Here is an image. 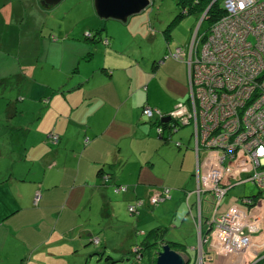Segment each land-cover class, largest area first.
<instances>
[{
    "label": "rangeland",
    "instance_id": "obj_1",
    "mask_svg": "<svg viewBox=\"0 0 264 264\" xmlns=\"http://www.w3.org/2000/svg\"><path fill=\"white\" fill-rule=\"evenodd\" d=\"M22 1L25 3L26 7L24 8L26 11L25 9L20 10V8L16 10L12 9L11 13H9L11 15L10 19H6L4 12L7 13L10 10L9 3L0 15V150L3 154L1 156L3 159L8 158L4 156V153H8L10 148H14L16 152H20L21 149L17 145L18 142L21 143L25 138L29 137L31 130L29 128L27 132H24L25 136H21V133L18 132V138L15 137V128L19 126L17 122L19 118L17 116L25 113L31 115L30 113L32 112L38 118L42 109L46 107V105L42 104V102L46 101V98L40 102L38 100L39 97L38 99L35 98L34 91L30 94V89L27 90L30 88L27 79L29 78V74H27L29 70L25 66L27 64L35 66L36 72L33 78H37V82L41 85L42 89L49 83L59 85L61 81V73L57 71L60 67V48L51 51L52 56L49 58V62L47 61L44 64L48 68L44 67V73L40 76L38 75L43 65L40 61H45V56L47 55V53H44L39 58L42 49L40 48L38 39L39 35L46 37L47 40H51L52 42L61 39L62 2L56 6L40 9V6L36 4L38 0ZM63 1L73 2L78 0ZM32 2H35V5L31 4ZM176 2V0H150L149 6L142 13L131 18L134 22H131L121 32L124 38L126 33H128L127 29L133 32L137 36L136 40L142 41V46L141 44L137 46L141 47L140 51L144 55L147 66L151 67L152 64L156 63L155 69H160V81L156 85L153 83L156 90L154 94L148 93V98L151 101H160L162 106H170V110L176 107L177 102L186 103L188 101V84L187 81H185V84L182 81H176L180 71L175 72V67L172 66L170 61H167L169 59L173 61V58L166 57L163 53L167 55V51H172L177 46L186 48L197 31L199 34H203L207 29L205 21L200 25L202 14H190L178 18L177 15L181 10ZM84 8L85 6H81L76 13L85 14ZM73 16H69V18H73ZM42 24H48L47 31L46 27H43ZM148 25L151 27L149 33L147 32ZM89 29L98 30L99 27ZM29 44L34 45L32 48L34 52L33 57L29 55V52L25 53L26 47L24 46ZM157 54H159V57L154 62L149 59ZM188 55L189 51L185 56ZM161 61L163 65H161ZM179 65L183 66L182 68L184 69L186 68L187 74L186 62H179ZM169 112L167 111V113ZM10 117H13V119ZM36 118L33 119V124ZM145 122L146 134L151 132V138L156 139L154 126L151 128L150 120H146ZM191 134L192 127L185 126L176 134H173L174 140L172 143L160 141V145L163 146L161 149L170 155V158L176 152L175 150L178 149L177 144H180L181 148L178 160H173L171 168L167 166L169 162L164 157L157 156L153 169L156 174L155 185L147 187L152 192L154 189L158 191V186L170 189L166 196V203H159L156 206L153 202L150 208L147 207L148 196L151 194L148 195L147 193L146 195L143 187L140 188L141 191L138 190V199H141L137 209L138 215L130 214L127 208L128 203L131 201L122 197L121 199H117V196L113 195L114 218L111 223L105 221V218L108 217L102 216L103 218H101L99 216L100 202L94 201L92 204L87 205L88 203L79 202L80 196L78 195L71 196L70 201L66 200L68 196L62 200L61 181L57 182L56 185H52L48 181H43V177H41L40 181L43 184L39 185V187L42 186L41 191L46 193L44 199L40 202L39 195H36L34 198L36 203L33 202L35 207H31L30 203H27V207L22 210L23 213L6 225L7 229L2 230L0 228V264H21V261L23 264H106L107 257H111L114 261L123 260V262L116 264H154L153 259L157 252V246L146 251L140 243L145 238V234L161 224H165L164 227L167 229L165 240L170 239L172 242L182 245L185 243L187 247H193L192 252L186 254L190 258L188 264H205L206 257H209L215 251L210 246L202 247V245H205L204 243L202 245L198 243L199 227L197 225L196 228H191L188 222L191 216H196L198 210L193 208L191 211L189 206L196 200L194 195L190 198L189 204L186 203V199L189 198V192L195 194L194 190L196 188L195 153L193 151V142L189 140ZM36 139L38 140L37 137ZM187 140L190 142L188 148L192 150H189L192 158L187 155L186 159L183 160L182 157L186 149L185 143ZM49 142L51 144L47 145L48 151L57 150V142H52V139ZM26 146L29 157L28 161L33 162L17 163L15 161L14 167L9 162H0V170L4 168L9 170L10 173H18V171L23 169L22 173L24 174L28 168H31L29 176H32L33 179L26 178V180H23V183L34 186V177L38 181L37 175L39 173L42 176L44 171L48 172L47 169L53 167L47 168V165L40 166V161L34 159L36 154L38 152L42 153L41 151L43 150L38 143H35L33 146L26 144ZM18 155L22 156V153ZM235 163L239 168H242L239 162ZM58 167L61 169V165ZM166 168L171 170L170 173ZM173 178L176 179L175 182L172 181ZM66 179L68 180V178ZM49 180L54 181L53 178ZM198 192L202 194L201 219L203 224L201 223V232L205 233L206 222H210L215 214L214 209L217 205V199L213 197L211 192H206L205 194L201 190H198ZM257 193V187L250 182L235 186L224 196L221 201L223 208H220V211H223L224 207L230 206L235 198L255 196ZM154 198L153 196L152 199L154 200ZM254 200L253 204L259 205L257 213L259 212L258 216L260 217L257 216V220L258 218L260 220L262 219L261 217L264 218V199L257 201L255 198ZM131 203L134 204L135 201ZM83 204L85 205L84 208L82 207ZM15 206L17 204L9 201L7 206L0 204V209L9 210ZM190 211L191 213H189ZM26 216H28L27 219H25ZM188 216V221H185ZM1 219L3 218L1 217ZM25 223L28 224L26 228ZM23 225V228H25L23 232L16 233L15 231L18 230L16 227H22ZM9 227L14 228V231L7 232ZM84 230H93L94 236L86 238L87 235L81 234ZM138 231H142L144 234H137ZM80 237H82L83 243L89 242V239L95 237V245L92 243L86 244L85 247L79 245L80 240L78 238L80 239ZM97 239L98 241H104L101 247H99ZM26 246H30V251L26 249ZM103 247L105 248L103 249ZM205 248L208 250L206 251ZM217 257L221 259L230 258L220 254ZM217 257L214 256L213 258L215 259L214 264L220 261ZM237 258H245L248 264H264V241L259 242V244H253L247 249V252L239 254ZM87 260L88 262H86Z\"/></svg>",
    "mask_w": 264,
    "mask_h": 264
},
{
    "label": "crops",
    "instance_id": "obj_2",
    "mask_svg": "<svg viewBox=\"0 0 264 264\" xmlns=\"http://www.w3.org/2000/svg\"><path fill=\"white\" fill-rule=\"evenodd\" d=\"M61 2V39L52 42L42 35H39L38 39L42 49L39 58L47 53L45 61H40L43 65L38 75L44 73V67L48 68L44 64L47 61L49 62V58L52 56L51 51L60 48V67L57 71L61 73V81L59 85L49 83L42 89L37 82V78H33L36 72L35 66H30L31 64L25 66L29 70L27 72L29 78L27 79L30 88L27 90L30 89V94L34 91L35 98L38 99L39 97L40 102L46 98V101L42 102L46 107L42 109L38 118L32 112L31 115L25 113L17 116L19 126L15 128L17 131H15L16 138H18L19 133H21V136H25L24 132L31 129L29 137L17 144L21 149L20 152L10 148L8 153H4V156L8 158L3 159L0 150V162H9L14 167L15 161L17 163L28 161L26 144L33 146L38 143L44 151L42 150V153L38 152L34 159L40 161V166L47 165V168H53L47 169L48 172L44 171L42 176L39 173L37 175L38 181L34 177V186L23 183L26 178L33 179L32 176H29L31 168H28L24 174L22 173L23 169L18 173H10L9 170L4 168L0 170V204L7 206L9 201L17 204L13 209H0V228L2 230L7 229L6 225L14 218H18L29 203L31 207H35L33 201L36 195H39L40 202L44 199L46 193L41 191L42 186L39 187L43 184L40 181L41 177H43V181H48L52 185H56L57 182L61 181L62 200L68 196L66 200L70 201L71 196L78 195L80 196L79 202L88 203L87 205L92 204L94 201L100 202L99 216L101 218L108 217L105 218V221L110 223L114 218L112 201L114 199L112 195L114 186H126L127 190L118 194L117 199L122 197L131 202L138 201V190L141 191L140 188L144 187L145 194H151L148 196L147 202V207L150 208V205L154 202L152 197H156L158 191L162 190L159 186L157 187L158 191L154 189L152 192L147 189L148 186L153 187L155 185L156 174L153 169L157 156L164 157L169 162L167 166L171 168L173 160H178L180 154L179 150L181 148H178L170 158V155L166 154L161 149L163 146L160 145V141L172 143L174 140L173 134L178 131L172 133L169 139H166L168 135L165 134L163 136L165 138L162 139H152L151 132L146 134L145 121L147 119L141 116L143 107H152V109L158 110L163 115H168L173 109L170 110V106H162L160 101H151L148 98V93L154 94L155 85L160 81V69H155L156 63L152 64L151 67L147 66L144 55L140 51L141 47L137 46L140 44L142 46V41H137V36L133 32L127 29L128 33H126L125 38L124 35H121L125 27L134 22L131 19L133 17L128 18L124 23L113 20L105 23L97 19L93 0L73 2L62 0ZM9 3L10 10L7 13L3 11L6 19H10L11 15L9 13L12 9L20 8V10H23L26 7L22 0H0V15ZM31 4L35 5V2ZM36 4L40 6V9L48 8L43 6L39 0ZM81 6H85V14L76 13ZM72 15H74L73 18H69ZM42 26L46 27V31L48 30V24H42ZM96 27H99L100 33L97 34L98 36H92L90 32L92 30L89 28L95 29ZM149 29L150 25L147 27L148 33ZM105 40H107V43H105ZM33 46V44L24 46L26 47L25 53L29 52L32 57L34 53ZM144 54L146 55L145 52ZM163 55L166 56L165 53ZM158 57L159 54L149 59L154 62ZM167 61H170L172 66L175 67V72L180 71L176 81H182L183 84L187 81L188 84V66L186 74V68H182L183 66L181 67L179 63H175L170 59ZM160 63L163 65L162 61ZM181 63H184V61ZM176 104L180 103L177 102ZM167 111L170 112L167 113ZM34 118L36 120L33 124ZM154 121L155 118L149 122L151 128L154 126ZM165 132L168 133V131ZM51 135L58 137L57 150L54 151H48L47 148V145L51 144L49 142L51 141ZM189 140L193 142L191 135ZM190 142L187 140L185 143L186 149L183 153V160L186 159L187 155L192 158L190 155L192 150L188 148ZM19 153H22V156H19ZM59 165H61V169L58 167ZM58 168L59 170H57ZM101 169H104L105 173H110L112 180L105 182L99 175ZM167 171L170 173L171 170L167 169ZM50 178H53L54 181H50ZM172 181L175 182L176 179L173 178ZM189 193L186 202L189 204L190 198L194 195L196 200L189 206L191 211L193 208L198 210L196 216H191L190 221H188V216L185 221L189 222L191 228H196L198 225V234L200 235L201 223L203 224L200 215L202 212L201 205L199 211L196 195ZM165 201L160 203L164 204ZM131 202L128 205L133 204ZM84 204L83 208L85 207ZM27 218L28 216L25 219ZM24 225L22 227L17 226L18 230L15 232L22 233L28 226L26 224L23 228ZM13 229L9 227L7 232H13ZM81 234L87 235L86 238H90L94 236V231L84 230ZM93 239L96 238L93 237ZM78 240L81 242L82 237ZM103 243L104 241H98L99 247ZM28 248L31 249L30 246H26V249ZM189 248L192 249L193 247L189 246ZM205 250L208 249L205 248ZM214 256L217 257L214 253H211L209 257H206L205 264H214ZM218 259L220 261L217 264H248L245 258L234 256L229 259Z\"/></svg>",
    "mask_w": 264,
    "mask_h": 264
},
{
    "label": "built area",
    "instance_id": "obj_3",
    "mask_svg": "<svg viewBox=\"0 0 264 264\" xmlns=\"http://www.w3.org/2000/svg\"><path fill=\"white\" fill-rule=\"evenodd\" d=\"M219 4L223 15L203 34L197 31L186 48H176L173 55L188 66V101L168 115L145 106L141 116L155 118L157 139L165 134L160 124H169L171 133L178 131L177 126L192 127L199 211L202 194L198 190L211 192L217 199L215 214L206 222L208 233L200 227L199 244L210 246L217 256L238 257L259 244L255 234L261 233L259 205L253 203L255 198L264 199V0H220ZM50 138L58 141L55 135ZM248 182L258 193L235 198L220 211L229 190ZM128 211L136 212V205Z\"/></svg>",
    "mask_w": 264,
    "mask_h": 264
},
{
    "label": "trees",
    "instance_id": "obj_4",
    "mask_svg": "<svg viewBox=\"0 0 264 264\" xmlns=\"http://www.w3.org/2000/svg\"><path fill=\"white\" fill-rule=\"evenodd\" d=\"M176 1H177L176 2L177 6L181 10V12L177 15L178 18H181L182 16H185V15H190V14H198V15H200V14H203V12L205 10H207L206 16L202 20V23L204 21L207 23V28H209V26H211L215 21H217L219 19L220 16L223 15V11H222V9L220 7V4H219L220 0H216L212 5H211V2L213 0H176ZM99 30L100 29L92 30L90 32L92 33V36H98L97 34L100 33ZM105 43H107V40H105ZM178 47H183V46H177L176 48H178ZM175 49L172 50V51L169 50V52L167 51V55L166 54L165 55L168 56V57L173 58V61L175 63L183 62V61H181V59L173 57V55L175 53ZM160 126L163 128V130L168 131V134H169V137H170V135L172 133L168 129V128H171L169 126V124H160ZM180 129L181 128L177 126V130L179 131ZM178 148H180V146ZM99 175L101 176V178H103V180H105V182H107L109 180H112V175L110 173H105L104 169H101L99 171ZM110 176H111V178H110ZM106 178H110V179L107 180ZM126 190H127L126 186H114L112 195L117 196L118 194L124 193ZM165 190L167 191V194H168L169 189H167V188L166 189L162 188V190H160V192L158 191V193H157L158 196L157 197H159V199L156 202H154L155 205H158L161 201H165L166 200L167 197H164L165 195H167L165 193L166 192ZM160 197H161V199H160ZM186 201H187V199H186ZM33 202H35V200ZM139 202H140L139 199H138V201L135 200V203L132 204V205H136V212H134V213H130L129 212L130 214H137L138 215V210L137 209H138L139 206L137 205V203H139ZM129 206H131V205H128V207ZM22 207H23V205H22ZM166 231H167V229L164 226H158V227L150 230L147 234H145V238L143 239L142 243H140V245H142V247L144 246V249H146V251L151 250V248H153V247L156 248V246H157L158 249L156 248V250L158 251L162 244L168 243L172 250L177 251L179 253H183V254L186 255V254L192 252V249L187 247L184 242L183 243L185 245L184 244L182 245V244L177 243V242H172L170 239L169 240H165V237H166V234H167ZM137 234H144V232H142V231L139 232L138 231ZM93 242H94L93 238L89 239V242L86 241L84 243H83V240H81V242H79V245L84 246V247L86 246V244H91V243L95 245V243H93ZM76 244H78V243H76ZM70 247H72V246L70 245ZM185 247H186V250L184 251ZM28 250L30 251L29 248H28ZM154 260L155 259H153V263H154ZM113 261L114 260L111 257H107L106 258V264H109V263H111ZM86 262H88V260ZM21 264H23L22 261H21Z\"/></svg>",
    "mask_w": 264,
    "mask_h": 264
},
{
    "label": "water",
    "instance_id": "obj_5",
    "mask_svg": "<svg viewBox=\"0 0 264 264\" xmlns=\"http://www.w3.org/2000/svg\"><path fill=\"white\" fill-rule=\"evenodd\" d=\"M62 0H39L45 7H52L59 4ZM94 8L98 19L105 23L109 20L126 22L128 18L142 13L150 4V0H93ZM168 119H165V122ZM111 178V176H110ZM110 178H106L109 180ZM206 229L204 234H207ZM96 255V254H95ZM154 264H188L189 258L170 248L168 243L160 246L155 253ZM123 260L113 261L110 264L121 263Z\"/></svg>",
    "mask_w": 264,
    "mask_h": 264
},
{
    "label": "flooded vegetation",
    "instance_id": "obj_6",
    "mask_svg": "<svg viewBox=\"0 0 264 264\" xmlns=\"http://www.w3.org/2000/svg\"><path fill=\"white\" fill-rule=\"evenodd\" d=\"M258 222H259L258 224L261 223L260 225H258V227L261 230H262V228L264 229V226H263L264 221L262 219H260V220L258 219ZM262 233L264 234V230H262ZM262 233L255 234V238H256V240H257L258 243L264 241V235Z\"/></svg>",
    "mask_w": 264,
    "mask_h": 264
},
{
    "label": "clouds",
    "instance_id": "obj_7",
    "mask_svg": "<svg viewBox=\"0 0 264 264\" xmlns=\"http://www.w3.org/2000/svg\"><path fill=\"white\" fill-rule=\"evenodd\" d=\"M167 122V121H166ZM189 258V257H188Z\"/></svg>",
    "mask_w": 264,
    "mask_h": 264
}]
</instances>
